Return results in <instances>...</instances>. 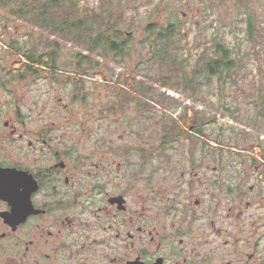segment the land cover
<instances>
[{"label":"flooded vegetation","instance_id":"obj_1","mask_svg":"<svg viewBox=\"0 0 264 264\" xmlns=\"http://www.w3.org/2000/svg\"><path fill=\"white\" fill-rule=\"evenodd\" d=\"M4 33L0 264H264V94L262 108L242 109L245 130L208 131L188 103L176 117L160 110L167 121L159 129L151 115L138 119L140 140L128 144L115 126L130 106L150 113L156 90L88 74L92 65L83 70L81 62L66 78L77 88L62 105L51 80L68 71L58 67L56 47L9 46ZM79 44L124 65L118 50ZM87 77L114 92H83ZM176 91L190 103L200 97L198 87Z\"/></svg>","mask_w":264,"mask_h":264},{"label":"rangeland","instance_id":"obj_2","mask_svg":"<svg viewBox=\"0 0 264 264\" xmlns=\"http://www.w3.org/2000/svg\"><path fill=\"white\" fill-rule=\"evenodd\" d=\"M28 1H25V4ZM83 2L88 9L104 6L111 9V11L99 12L98 15L104 21V18L111 14L112 21H117L121 28L122 37L128 38L130 51L124 55L118 53L116 57L118 60H123L124 65H115L114 58L98 57V51H85V44L54 35L48 30L36 27L31 22L12 14L10 9L15 8L16 5L0 6V28H5L2 41L9 46L10 44L15 45L17 42L26 47L37 45L39 47L34 46L29 49L39 48L41 53L50 51L51 46L56 47L58 67L68 71L67 74L58 75L56 82L51 80L53 87L57 86L58 88L57 100L59 97H63L62 105L70 102L76 86L74 83H68L69 80L66 78L80 67L79 63L81 62L83 70L84 66L92 65L88 68L89 70H86L88 74L96 75L97 71H100L99 73L104 74L109 81L114 76L121 81L132 78L135 82L134 86L138 89H143L146 85L153 94L156 90L157 95L153 100L157 106L152 105L150 113L130 106V114L125 116L120 124L117 123L115 127L120 125V131L116 132V138L120 141L128 144L139 141V136L134 139L135 131L132 124L137 123L140 118L147 120V115H151L149 123H152V129H159L160 123L167 121L166 114L160 112L165 107L173 111V115L176 117L189 103L200 109L196 111V114L199 115L196 116L200 119L199 123L206 122L204 128L215 132H222L229 128L228 124L245 130L247 126L245 127L240 120L243 118L242 109L244 107L262 108L259 95L264 94V0H83ZM25 4L22 3V6ZM114 10L121 11L120 16L116 19H114ZM242 10L246 12V15L241 13ZM85 13H89L88 10H85ZM103 13L106 14L105 17H103ZM89 14L92 15V13ZM249 15L255 22L252 38H250L248 28L242 23L246 17L247 22L249 21ZM171 21H178L177 28L183 34V38H180L177 32V37L172 38V40L176 38L175 43L171 44L172 47L169 48L171 52L177 49L179 58L185 54L191 64L196 60L199 62L201 56L213 53L217 42H224L232 48V57L237 61L236 67L230 74L235 77L223 83H220L216 76H213V79L209 80L207 84L204 74L200 75L203 83L195 78L194 84L199 87L200 97L191 100L193 104L185 96L177 94L176 90L182 86H177L175 82H178L179 79L182 81L183 77L178 76L177 70L169 65L171 63L159 65L155 61L152 63L147 61L152 58L150 56L154 49L155 29L160 31L161 27L167 26ZM102 30H104L103 27L97 26L91 34L97 35ZM97 46L94 45L95 49H98ZM81 52L83 55H87L88 59L84 58L80 54ZM0 55L8 54L0 49ZM99 58L105 61L103 66L96 64L95 61ZM108 61L109 63H107ZM189 61L185 64L188 65ZM176 66H182V64L177 63ZM192 71L193 65L188 69V72ZM100 74L97 79L102 83ZM170 76L173 80L172 86H165L159 80ZM85 79L89 81L86 89L82 91L87 94L90 92L112 94L114 92L113 88L103 90L102 87L92 83L90 78ZM112 86L113 84L110 83L105 87ZM122 90L130 92L125 88ZM151 90L146 92L151 94ZM117 93L123 99L120 88L117 89ZM170 93L179 96V100L168 98ZM227 108L230 109L231 114L236 113L235 110H238L239 114L227 115ZM140 111L145 113L141 117L139 116ZM164 113L167 112L164 111ZM210 118H212V123L211 120L207 121ZM213 118H216L217 122H214ZM120 134H125V137L121 139ZM215 137L218 138L219 134H216Z\"/></svg>","mask_w":264,"mask_h":264},{"label":"trees","instance_id":"obj_3","mask_svg":"<svg viewBox=\"0 0 264 264\" xmlns=\"http://www.w3.org/2000/svg\"><path fill=\"white\" fill-rule=\"evenodd\" d=\"M25 1L28 0H0V6L11 7L16 5L15 8L10 9L11 13L13 12L12 14L18 15L36 27H41L55 35L67 37L77 43H88L90 50L95 49L93 48L94 45L102 44L110 50H118L121 55L130 51V42L128 38L122 37L121 28L117 21H112V15L110 14L106 18V14L103 13L104 21L99 18V12L111 11L106 6L88 9L84 6L83 0H29L26 4ZM22 3L25 5L22 6ZM85 10H88L92 15L85 13ZM113 13L114 19H116L120 16L121 11L114 10ZM241 13L246 15L244 10ZM246 18L242 23L248 28L250 38H252L255 22L251 15H249L248 22ZM177 23L178 21H171L167 26L161 27L160 31L155 29L154 49L151 58L159 65L171 63L169 65L177 70L178 76L184 78L183 81L175 82L177 86L181 85L184 92L188 94L196 91L198 86L194 84L195 78L201 80V74H204L206 84L213 79V76H216L220 83L235 77L230 76V74L233 68L236 67L237 61L232 57V48L224 42H217L213 53H209L208 56L206 54L201 56L199 62L196 60L192 64L185 54L182 58H179L177 49L171 52L169 48L172 47L171 44L175 43L176 38L173 40L172 38L177 37V32L178 36L183 38L181 30L177 28ZM97 26H101L105 30L100 31L97 35L91 34ZM187 61H189L188 65L185 64ZM177 63L182 64V66H176ZM192 65L193 71L188 72L189 67ZM172 81L170 76L163 81V84L172 86ZM203 82L201 80V83Z\"/></svg>","mask_w":264,"mask_h":264}]
</instances>
